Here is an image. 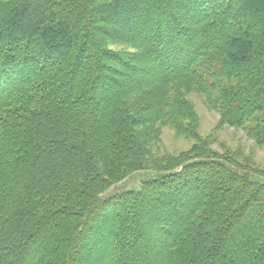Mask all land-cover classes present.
Segmentation results:
<instances>
[{
  "label": "trees",
  "instance_id": "1",
  "mask_svg": "<svg viewBox=\"0 0 264 264\" xmlns=\"http://www.w3.org/2000/svg\"><path fill=\"white\" fill-rule=\"evenodd\" d=\"M192 93L264 150V0H0V264H264V166Z\"/></svg>",
  "mask_w": 264,
  "mask_h": 264
},
{
  "label": "rangeland",
  "instance_id": "2",
  "mask_svg": "<svg viewBox=\"0 0 264 264\" xmlns=\"http://www.w3.org/2000/svg\"><path fill=\"white\" fill-rule=\"evenodd\" d=\"M190 98L196 105V111L200 116L201 133L211 135L213 150L223 152L225 150L236 151L248 159L251 154V161L257 165L264 166V150L255 148L254 141L249 139L244 132L233 127H220L215 129L219 119L218 115L211 111L204 104L202 96L190 94ZM191 139L177 136L174 131L167 127L163 129L162 143L160 149L177 153L179 150L187 149L192 144ZM253 151V152H252ZM250 158V157H249ZM138 185L137 177L133 176L120 185V188L135 187Z\"/></svg>",
  "mask_w": 264,
  "mask_h": 264
},
{
  "label": "bare ground",
  "instance_id": "3",
  "mask_svg": "<svg viewBox=\"0 0 264 264\" xmlns=\"http://www.w3.org/2000/svg\"><path fill=\"white\" fill-rule=\"evenodd\" d=\"M23 103V102H22ZM14 114V113H13Z\"/></svg>",
  "mask_w": 264,
  "mask_h": 264
}]
</instances>
